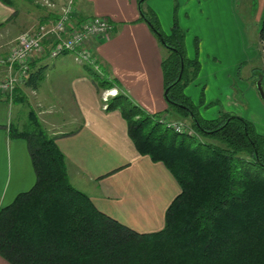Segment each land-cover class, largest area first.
<instances>
[{"label":"crops","instance_id":"crops-1","mask_svg":"<svg viewBox=\"0 0 264 264\" xmlns=\"http://www.w3.org/2000/svg\"><path fill=\"white\" fill-rule=\"evenodd\" d=\"M26 1L31 8L19 10L18 4L12 6L0 0V31L18 24L10 34L14 38L5 41L0 36V59L8 52L9 48L4 47L10 41L30 27L59 17L69 0ZM72 2L80 17L104 16L114 26L109 35L91 41L96 63H81L71 53L50 60V46L46 44V52L37 55L32 64L34 70L44 69L38 87L34 89L25 82L20 91L64 153L71 183L87 193L98 209L132 229L158 231L180 189L163 163L138 152L121 110L104 105L123 93L149 113L166 110L162 69L165 47L142 19L139 0ZM144 5L156 12L167 33L175 19L185 31L188 57L201 64L199 74L185 92L200 107L201 115L213 119L220 111L232 112L250 120L264 135V126L250 112V97L257 103L255 84L245 82L240 88L242 98L249 102L247 106L229 89L222 94L220 91L227 88L214 87L219 83L218 74L226 82L230 80L226 77L236 72L237 60L233 62L232 56L245 45L246 20H262L264 0H146ZM174 5L178 6L175 12ZM249 64L248 75L256 82L260 66L252 59ZM4 70L0 63V75H5ZM98 77L104 80L100 82ZM105 79L107 83L102 84ZM110 90L116 93L105 102L104 96ZM13 98L0 93V207L10 204L36 182L27 140L13 137L10 132L14 124ZM0 264L11 263L0 255Z\"/></svg>","mask_w":264,"mask_h":264},{"label":"trees","instance_id":"trees-1","mask_svg":"<svg viewBox=\"0 0 264 264\" xmlns=\"http://www.w3.org/2000/svg\"><path fill=\"white\" fill-rule=\"evenodd\" d=\"M145 2L142 19L162 34L165 42L154 32L168 50L162 61L168 108L152 114L117 93L107 109L121 110L138 152L162 162L180 186L164 227L139 232L98 209L71 183L64 153L31 110L28 127L10 128L13 137L28 142L36 182L0 207V255L9 263L264 264V135L232 112L220 111L213 119L201 115L185 92L200 61L188 57L177 20L164 32ZM261 21L264 49V12ZM43 73V67H32L25 84L36 89ZM163 112L189 121L194 132L168 127L160 121Z\"/></svg>","mask_w":264,"mask_h":264},{"label":"built area","instance_id":"built-area-1","mask_svg":"<svg viewBox=\"0 0 264 264\" xmlns=\"http://www.w3.org/2000/svg\"><path fill=\"white\" fill-rule=\"evenodd\" d=\"M113 30L114 26L107 17H80L73 2H68L59 17L39 23L23 33L13 50L1 59L6 75L0 80V93L12 96L18 86L27 81L35 57L46 52V41L50 42L51 58L71 53L79 62L94 65L97 59L90 48L92 39L99 35H109ZM115 93L116 90L107 91L104 101L107 102L109 95ZM104 107L107 108V104ZM170 126L178 132L186 131L187 128L183 123Z\"/></svg>","mask_w":264,"mask_h":264},{"label":"rangeland","instance_id":"rangeland-1","mask_svg":"<svg viewBox=\"0 0 264 264\" xmlns=\"http://www.w3.org/2000/svg\"><path fill=\"white\" fill-rule=\"evenodd\" d=\"M70 1H72V0H69L68 2H70ZM10 2L12 3L11 4L12 6L15 5V4H18L19 10L28 9V8H31V6H32V4L30 2H27L26 0H10ZM49 5H52V4L49 3ZM175 7H178V6L174 5V12H175ZM253 13H254V11H253ZM173 18H174V15H173ZM246 23H247L248 29H246V34H245V41H246L245 45L243 46V48L238 53L235 52L233 54V56H232V61L233 62H235L237 60V62H236V64H237L236 72L234 74H229L226 77V78H230V80H226L227 83L223 81L224 76H221L220 74H218L219 75V80H218L219 83L217 85H215V86H214V83H213V86L214 87L218 86V89L219 88H223V87L227 88L226 90L223 88L220 91L222 94H225V92H227V90L229 89V91L233 92L234 95H236L237 99L240 100L244 106H247L248 103L250 102V112L255 113L256 117L258 118L257 120L260 121L259 124L261 126H264V121H263L264 120V115H263L264 114V112H263L264 110H262L263 108H261V106L264 107V102L261 100V98H260L259 94L257 93V91H255L256 96H257V98H256L257 99V103H256L255 101L252 102L251 97H250L249 102L244 100L242 98L244 95H243L242 91L240 90V88L243 87V84H245V82L249 83V84L250 83L251 84H255V88H256V82H255L254 76L249 77V75H248V72L251 70V68L249 66V65H251V64H249L251 62V59H252V61L255 60V62L260 66V69L258 68V70H257L258 74H260V75L263 74L264 75V51H263V46H262V44H261V42L259 40V30L261 28L262 21L257 22L254 19H250V20L248 19V21L246 20ZM257 26H258V30H257ZM13 29H15V30H13ZM17 29H18V24L15 22V23L12 24L10 29H7V30L2 29L0 31V36H2V39H4L5 41H7L8 39L10 40V39L14 38V35L11 36L10 34H12V32L16 31ZM29 29H27L26 31H28ZM162 29H163V27H162ZM26 31H23L21 34H19L16 37L15 40L13 39L12 41H10L6 45V47H4L5 50L8 49V48H9V50H8L7 53L5 52L4 56H2L1 59L3 57H5L10 51L13 50V48L18 43L19 37L23 33H25ZM164 32L167 33L168 31H164ZM164 50L166 51V56H167L168 55L167 48H164ZM1 59H0V61H1ZM53 59L54 58L50 57V60H53ZM217 62L221 63V66L225 65V63L224 62L222 63L220 60H218ZM87 64H89V63H87ZM242 65H245V66L240 68ZM230 71H231L230 73L234 72L233 69H231ZM4 72H5V75H6V70H4ZM227 73H229V72H227ZM5 75L1 74L0 75V80H3ZM102 80H104V79L98 77V81L102 82ZM105 81H107V79H105ZM231 81H232V84L229 87L226 86V84H229ZM263 86H264V79H263ZM207 88H208V86H207ZM21 89H22L21 85L18 86L16 91H18L20 93H18L17 99L13 98L14 105H15L14 106V125L17 126L19 129H24L26 126L27 127L29 126V123H30L29 112L31 111L32 106L28 103L27 99L25 100V98L23 96L20 97V95H22V92L20 91ZM214 89H216V88H214ZM15 92H14V94H15ZM258 101H259V103H261V105L258 104ZM106 104H108V103H106ZM256 104L260 105V106H257ZM198 108H200V107H198ZM159 118H160V121L163 122L168 127H171L170 125H172V124L183 123L184 125L187 124L186 131H188L190 133L194 132L192 130V128H191V124H190L189 121L186 122V120H183L182 118H179L174 113H170V112L169 113H167V112L165 113V112H163V113H161V116H159ZM175 182L177 183V185H178V187L180 189V186H179L178 182L176 181V179H175ZM164 225H165V222H164Z\"/></svg>","mask_w":264,"mask_h":264},{"label":"water","instance_id":"water-1","mask_svg":"<svg viewBox=\"0 0 264 264\" xmlns=\"http://www.w3.org/2000/svg\"><path fill=\"white\" fill-rule=\"evenodd\" d=\"M143 1L144 0H140L139 1V6L142 4ZM153 30L158 35V37L161 39V41L162 42H165L164 39H163V37H162V34L160 32H158L156 29H153ZM183 69H184V61L182 60V69H181V73H180L179 79H181V77H182ZM256 88H257V91H258L261 99L264 101V87H263V80H262V78L257 79V81H256ZM168 90L169 89H166L165 90V95L168 94ZM191 115H193V113H191Z\"/></svg>","mask_w":264,"mask_h":264}]
</instances>
